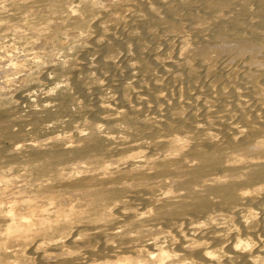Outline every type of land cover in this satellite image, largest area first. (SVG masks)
<instances>
[{
	"label": "bare ground",
	"instance_id": "obj_1",
	"mask_svg": "<svg viewBox=\"0 0 264 264\" xmlns=\"http://www.w3.org/2000/svg\"><path fill=\"white\" fill-rule=\"evenodd\" d=\"M0 264H264V0H0Z\"/></svg>",
	"mask_w": 264,
	"mask_h": 264
},
{
	"label": "rangeland",
	"instance_id": "obj_2",
	"mask_svg": "<svg viewBox=\"0 0 264 264\" xmlns=\"http://www.w3.org/2000/svg\"><path fill=\"white\" fill-rule=\"evenodd\" d=\"M82 40V39H81ZM76 45H78L79 47H80V51H83V47H82V44H81V42L79 41V42H76ZM157 45H159V44H157ZM157 47H161L160 45L159 46H157ZM81 53V52H80ZM89 58H92L93 56H91V55H87ZM100 76L101 77H104L105 75L104 74H100ZM43 87L42 86H39V87H35V88H33L32 90H35V91H37V94H41V89H42ZM24 93H26V92H24ZM101 96H103V98H106V97H109L110 95H111V93H110V91L107 89V88H105V89H103L102 91H101ZM148 236H146L145 238H147Z\"/></svg>",
	"mask_w": 264,
	"mask_h": 264
}]
</instances>
